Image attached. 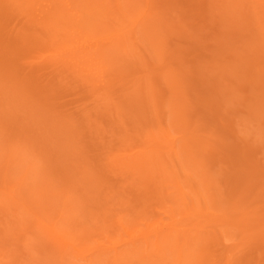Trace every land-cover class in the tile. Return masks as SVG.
Segmentation results:
<instances>
[{
	"label": "rangeland",
	"instance_id": "obj_1",
	"mask_svg": "<svg viewBox=\"0 0 264 264\" xmlns=\"http://www.w3.org/2000/svg\"><path fill=\"white\" fill-rule=\"evenodd\" d=\"M172 1L182 8L179 25L190 26L187 28V36L184 39L175 38L178 41L173 44L180 47V56L185 62L183 70L196 71L199 74L198 78L193 77L191 87L194 91L190 93L189 108L192 114H197L202 120L201 129L206 131L205 135H215L220 139L216 144L217 148L204 155L205 158L199 163L204 167H201L203 170L209 171L210 179L215 182V206L208 203V208H205L204 201H198L193 192L192 182L199 178L192 172L190 159L184 157V149L193 145L189 144L186 133L177 128L170 116L164 115L163 111L160 116L150 114L148 127L152 126V132L156 134L163 125L170 127L171 140L165 144L171 150L174 148L173 152L178 154L180 164L186 169L183 177H196L193 176V181H184L180 185L188 195L187 200L192 208L189 212L185 211L184 206H180L183 201L178 200L182 195L175 183H170L161 192L165 194V199L159 202L161 194L157 195V186L143 184L139 188H132L128 174L108 168L112 155L125 158L138 155L149 147L133 139L135 135H148L146 124L137 122L136 117L131 120V116H127L122 120L126 124H136L140 132L135 133L129 128L127 134L121 133L112 125L111 112L103 111V107L93 97L95 91L101 90L102 84L93 87L76 80L61 83L52 76V70L41 67L39 70L35 69L41 74L40 81L53 87L55 91L50 93L48 99L40 98L30 104L43 110L36 114L35 122L38 125L34 126L38 129L35 135L38 137L40 134L41 138L37 140L39 144L35 150L22 149L20 157L24 158L26 154L33 152L30 160L38 161V166L50 179L49 184L56 188V192L69 194L71 207H78V217L72 226V229H76L75 238L82 236L91 217L101 215L103 218L106 210L110 208L116 210L111 214L117 217L109 219L106 226L115 224L116 227L91 239L89 243L82 244V239L72 241L79 249L85 246L83 256L88 258V262L83 261L77 252L69 250L63 252L65 256L61 261L59 252L62 251L55 247L51 237L40 234V227H33L36 219L29 216L24 207L9 210V205L0 202V264H113L109 263L110 256L97 252L98 247H109L113 243L117 244V252H127L135 247L140 253H144V241L135 246H126L121 242L131 238L119 224L121 218L130 215L128 209L118 206L122 199L132 207H139L138 211L148 212L131 223L124 222L127 230L137 237L151 232L152 241L155 231L166 227L168 229L176 224L181 236L190 235L194 240L196 235H201L202 240L195 239V243L191 242L194 244L192 248H185L182 259H178L177 254L174 256L169 250L166 251L167 263H172L175 258L172 264H180V261L181 264H197L199 261L202 264H264V74L258 72L257 68L259 64H264V53L257 46L260 41L259 36H256L258 28L248 25V20H239L241 25L238 28L225 29L230 22L223 21L222 17L215 18L211 13L212 4L214 9H219L216 0ZM164 2L169 3L168 0ZM221 5L222 3L219 4ZM199 15H206L208 19L204 21ZM238 49L244 60L233 68ZM48 54L50 53L46 55ZM4 61L2 58L0 64L3 65ZM30 106L27 111L31 116L36 111H31ZM11 122L13 120L9 124ZM23 124L25 122L20 125ZM66 127L68 133L61 135L62 129ZM9 128L12 132L14 126L10 125ZM159 135L160 133L158 138ZM28 139L30 140V134ZM123 140L128 143L123 144ZM16 143L21 148L27 147L25 140H18ZM158 149H162L160 145ZM4 164L6 162L2 156L0 168ZM3 176L5 175L1 173L0 192L5 189ZM107 194L111 197L109 203L104 202ZM202 194L205 200L209 198L208 193ZM140 198H144L146 202ZM48 201L54 204L59 199L50 196ZM4 203L11 202L7 199ZM28 206L33 207V204ZM61 206V203H57L56 210ZM121 209L125 212L120 211ZM242 212L248 213L247 223L243 227L245 231L227 225L228 215L237 222ZM188 213L192 216L186 219L184 216ZM25 214L28 220L22 219ZM108 215L110 213L105 217ZM56 222L58 218L55 216L51 226ZM201 229L203 230L198 232ZM166 233L171 232L166 230L163 234ZM173 235L178 233L173 232ZM108 237L112 243L106 240ZM31 247L35 248L33 255L29 253ZM150 251L152 256L154 248ZM160 256L161 254L153 256L152 261L160 264ZM123 258L125 257H120ZM122 263L140 264V260L137 258Z\"/></svg>",
	"mask_w": 264,
	"mask_h": 264
},
{
	"label": "bare ground",
	"instance_id": "obj_2",
	"mask_svg": "<svg viewBox=\"0 0 264 264\" xmlns=\"http://www.w3.org/2000/svg\"><path fill=\"white\" fill-rule=\"evenodd\" d=\"M164 1L0 0V63L2 58L5 59L4 64H0V152L4 151L0 153V159L3 156L6 162L0 168V174L5 175V189L0 192V202L9 205V210L24 207L29 216L36 219L33 227H40V234L51 237L55 247L62 251L59 252L61 261L65 256L63 252L69 250L77 252L83 261L88 262V258L83 256L85 246L79 249L72 241L82 239V244L89 243L91 239L104 235L105 231L114 230L115 224H106L117 215H112L116 210L110 208L106 210L103 218L101 215L91 217L82 236L75 238L76 229H72V226L78 217V207H71L69 194L56 192V188L49 184L50 179L38 166V161L30 160L33 152L26 154L24 158L20 157L22 149L35 150L39 144L37 140L41 138L40 134L38 137L35 135L38 129L34 126L38 123L35 122L36 114L42 113L43 110L30 104L40 98L48 99L50 93L55 91L53 87L40 81L41 74L36 70L41 67L52 70V76L61 83L76 80L93 87L102 84L99 91L104 92L95 91L93 97L103 107V111L111 112L112 125L121 133L127 134L129 128L135 133L140 132L136 124H126L122 120L127 116H131V120L136 117L137 122L146 124L148 135H135L133 139L149 147L138 155L125 158L112 155L108 168L128 174L132 188H139L138 186L143 184L157 186V195L166 190L170 183H175L182 195L178 200L183 201L180 206H184L185 211L189 212L192 209L189 206L190 201L180 185L184 181H193L194 175L183 177L186 169L180 164L178 154L173 152L174 148L171 150L165 144L171 140L170 127L163 125L157 134L152 132V126L148 127L150 114L160 116L163 111L164 115L170 116L177 128L186 133L189 144L193 145L184 149V157L190 159L192 172L199 179H196L195 183L192 182L194 187H189L197 195L198 201H204L205 208H208V203L215 206V182L210 179L209 171L203 170L204 167L199 163L217 148L216 144L220 139L215 135H205L206 131L201 129L202 120L197 114H192L189 108L190 93L194 91L191 87L192 81L198 78L199 74L196 71L183 70L184 58L180 56V47L173 42L178 41L175 38L184 39L190 26L179 25L182 8L178 4L172 0H168V4ZM216 1L219 9L215 10L212 4V16L229 21L230 24L224 28L229 27L232 30L241 25L239 20H248V25L258 28L256 36H259L260 41L257 46L264 53V0ZM200 16L204 21L208 19L206 15L198 17ZM192 25L194 26L193 22ZM246 48L249 50L248 45ZM238 50L235 53L237 60L235 59L233 68L244 60L239 54L240 49ZM47 53L50 54L46 55ZM52 53L55 55L51 56ZM257 68L258 72L264 74V64H259ZM105 78L107 80H104ZM28 106L32 108L31 111H36L31 116L27 111ZM11 120L13 122L9 124ZM22 122L25 124L20 125ZM10 125L14 126L12 132ZM66 133L67 127L62 129L61 135ZM53 139L58 140L54 137ZM158 139L162 141H157ZM18 140H25L27 147H19L16 143ZM123 142L128 143L125 140ZM159 145L162 149H158ZM202 192L208 193L209 198L205 200ZM50 196L59 201L50 203ZM159 196L158 201H164L165 194ZM110 198L107 194L104 202L109 203ZM7 199L10 204L4 203ZM140 199L146 202L144 198ZM30 203L33 207L28 206ZM57 203L62 204L58 210ZM118 206L130 211V215L121 218L119 224L131 238L121 242L126 246H135L144 241L146 249L144 253H140L135 247L127 252H117L116 243L109 247H98L97 252L110 256L109 263L123 264L122 261L139 258L140 264H156L152 257L161 254L158 260L160 264H172L175 258L172 263H167L166 251L169 250L172 255L177 254V258L182 259L185 248H192L194 245L191 242L202 240L199 234L196 235V240H192L190 235L181 236V231L176 229L178 224L155 231L152 241L151 232L137 237L127 230L124 222L131 223L148 212L138 211L139 207H132L123 199ZM120 211L125 212L123 209ZM108 213L110 215L105 217ZM13 216L17 218L16 214ZM55 216L61 225L56 222L51 226ZM191 216V213H188L184 217L187 219ZM247 216V212H242L236 222L228 215L227 225L245 231L243 227L247 223ZM27 217L25 214L22 219ZM166 230L171 233L163 234ZM173 232L178 235L174 236ZM106 240L110 241V237ZM151 248H154L152 256L149 254ZM29 253L33 255L35 248L31 247ZM122 256L125 258L120 259ZM199 262L197 264H202V261Z\"/></svg>",
	"mask_w": 264,
	"mask_h": 264
}]
</instances>
